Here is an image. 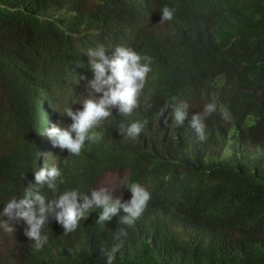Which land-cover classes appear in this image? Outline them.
<instances>
[{
  "label": "trees",
  "instance_id": "16d2710c",
  "mask_svg": "<svg viewBox=\"0 0 264 264\" xmlns=\"http://www.w3.org/2000/svg\"><path fill=\"white\" fill-rule=\"evenodd\" d=\"M86 1L0 0V145L22 151L27 164H44L45 112L70 107L69 94L92 70L96 49L125 50L131 67L147 75L148 58L165 53L152 71L167 82L177 78L180 87L195 86L196 95L208 101L207 138L198 142L185 132L178 142H158L156 151L131 157L128 166L135 174L150 166L160 180L169 175V193L180 191L186 199L192 187L181 178H194L200 198L220 204L221 214L213 217L185 199L167 215L153 247L129 232L117 250L119 229L107 240L103 225L89 224L76 232L89 254L70 259L60 249L41 257L44 242L23 261L102 264L106 253L108 264H264V0H183L187 17L162 10L141 17L139 0ZM115 142L92 154H62L52 193L74 184L89 188L112 170ZM19 169L7 168V197L26 186ZM0 264L13 262L5 255Z\"/></svg>",
  "mask_w": 264,
  "mask_h": 264
},
{
  "label": "clouds",
  "instance_id": "9594fccd",
  "mask_svg": "<svg viewBox=\"0 0 264 264\" xmlns=\"http://www.w3.org/2000/svg\"><path fill=\"white\" fill-rule=\"evenodd\" d=\"M96 1L83 3L92 5ZM137 5L136 14L141 17L154 16L161 10L166 15L187 17L183 0H139ZM153 24L154 20L147 21L143 28ZM164 56L162 53L148 58L151 73L147 75L131 67L125 50L109 53L96 49L90 58L92 70L83 74L81 85L69 94L70 107L62 113L45 112V141L49 145L45 163L27 164L22 151L12 152L7 144L0 145V257L9 256L13 264H51L23 261L30 250L41 249L45 242L47 248H43L41 257L62 249L66 257L79 259L89 254V249H82L76 242V232L89 224L103 225L107 240L119 229L117 250L129 232L149 247L161 239L167 215L186 198L180 191L169 193V175L164 174L160 180L150 166L135 174L128 160L156 151L158 142H178L185 132L193 134L198 142L206 140L204 119L210 112L208 101L196 95L195 86L180 87L177 78L167 82L156 77L152 67ZM183 91L186 93L181 96ZM57 134L59 140L55 141ZM112 141H116L114 167L127 173L123 193L97 191L98 183L110 171L98 176L89 188L74 184L65 192L52 193L51 187L61 176L62 154L72 156L86 150L92 154ZM9 166L21 168L20 182L26 185L11 197L6 196L8 180L4 176L10 175ZM181 179L192 187L186 199L188 206L205 210L213 217L221 214L220 204L200 198L202 187L194 178L187 175ZM166 225L169 233L174 232L170 222ZM106 257L105 253L100 263L108 264Z\"/></svg>",
  "mask_w": 264,
  "mask_h": 264
},
{
  "label": "rangeland",
  "instance_id": "374dc122",
  "mask_svg": "<svg viewBox=\"0 0 264 264\" xmlns=\"http://www.w3.org/2000/svg\"><path fill=\"white\" fill-rule=\"evenodd\" d=\"M120 171V172H118ZM111 173H107L104 179L98 183L97 191L100 194L105 193H123L126 184V172L123 169H117L114 167L110 170Z\"/></svg>",
  "mask_w": 264,
  "mask_h": 264
}]
</instances>
